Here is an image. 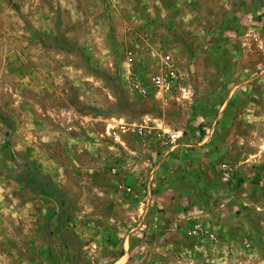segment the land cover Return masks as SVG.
<instances>
[{"label":"rangeland","instance_id":"1","mask_svg":"<svg viewBox=\"0 0 264 264\" xmlns=\"http://www.w3.org/2000/svg\"><path fill=\"white\" fill-rule=\"evenodd\" d=\"M0 264H264V0H0Z\"/></svg>","mask_w":264,"mask_h":264},{"label":"built area","instance_id":"2","mask_svg":"<svg viewBox=\"0 0 264 264\" xmlns=\"http://www.w3.org/2000/svg\"><path fill=\"white\" fill-rule=\"evenodd\" d=\"M152 85L159 91H169L172 89L182 91L184 90L179 85L178 75L173 70L161 71L151 79Z\"/></svg>","mask_w":264,"mask_h":264}]
</instances>
